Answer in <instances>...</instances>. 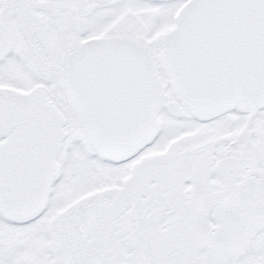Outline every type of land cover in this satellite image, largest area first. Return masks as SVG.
<instances>
[{"label": "snow or ice", "instance_id": "6c2138e0", "mask_svg": "<svg viewBox=\"0 0 264 264\" xmlns=\"http://www.w3.org/2000/svg\"><path fill=\"white\" fill-rule=\"evenodd\" d=\"M0 264H264V0H0Z\"/></svg>", "mask_w": 264, "mask_h": 264}]
</instances>
